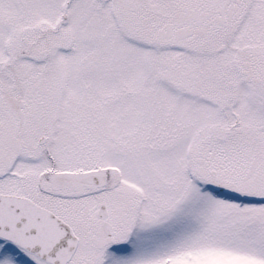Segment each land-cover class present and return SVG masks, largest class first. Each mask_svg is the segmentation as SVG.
<instances>
[{
  "label": "snow or ice",
  "instance_id": "1",
  "mask_svg": "<svg viewBox=\"0 0 264 264\" xmlns=\"http://www.w3.org/2000/svg\"><path fill=\"white\" fill-rule=\"evenodd\" d=\"M0 264H264V0H0Z\"/></svg>",
  "mask_w": 264,
  "mask_h": 264
}]
</instances>
